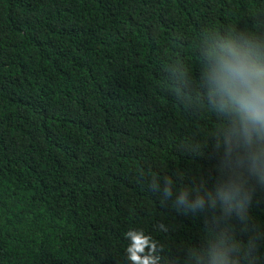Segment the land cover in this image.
Segmentation results:
<instances>
[{
  "label": "trees",
  "instance_id": "1",
  "mask_svg": "<svg viewBox=\"0 0 264 264\" xmlns=\"http://www.w3.org/2000/svg\"><path fill=\"white\" fill-rule=\"evenodd\" d=\"M229 26L264 30V0H0V264H126L130 229L182 264L205 217L148 182L215 176L220 122L195 101L196 45ZM176 60L189 101L167 82ZM251 216L264 226V193Z\"/></svg>",
  "mask_w": 264,
  "mask_h": 264
},
{
  "label": "clouds",
  "instance_id": "2",
  "mask_svg": "<svg viewBox=\"0 0 264 264\" xmlns=\"http://www.w3.org/2000/svg\"><path fill=\"white\" fill-rule=\"evenodd\" d=\"M196 51L195 101L220 122L215 176L193 187L153 176L148 188L176 212L205 217L204 238L184 249L182 264H262L264 226L253 223L251 210L264 193V30L210 28L200 34ZM165 73L178 99L193 98L183 61L170 62ZM125 239L126 264H161L164 250L150 234L130 229Z\"/></svg>",
  "mask_w": 264,
  "mask_h": 264
}]
</instances>
